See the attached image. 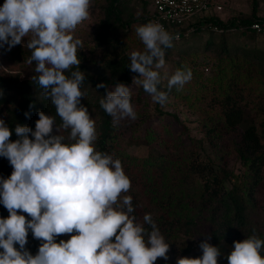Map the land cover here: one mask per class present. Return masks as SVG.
Returning a JSON list of instances; mask_svg holds the SVG:
<instances>
[{"label": "clouds", "instance_id": "1", "mask_svg": "<svg viewBox=\"0 0 264 264\" xmlns=\"http://www.w3.org/2000/svg\"><path fill=\"white\" fill-rule=\"evenodd\" d=\"M90 3L4 0L0 6V48L7 46L10 51L30 37L27 62L35 63L38 74L31 80L51 100L62 121L57 127L55 117L38 112L35 130L17 124V139L11 141L12 130L0 119V157L13 168L8 178H0V204L9 213L0 218V264H155L158 258L169 259V244L152 215L145 213L143 222H137L133 198L124 195L121 199L131 189L121 161L96 150V123L81 104L86 95L81 91L84 72L65 75L73 66L79 69L77 50L83 43L73 33L89 18ZM136 34L144 50L129 55L128 68L138 74L133 81L154 103L164 106L168 94L159 87L160 70L166 67V49L173 47L176 37L153 21L137 26ZM191 79L190 69H178L167 78V88L182 89ZM96 87L106 90L100 107L114 124L138 118L131 103L132 90L124 83L116 82L110 91L103 82ZM62 130L68 132L67 137ZM29 231L40 241L35 255L25 247ZM61 235L70 239L57 243ZM210 238L199 244L201 257L178 258L176 264H217L223 254L208 242ZM262 251L264 240L253 234L233 241L226 258L228 264H264Z\"/></svg>", "mask_w": 264, "mask_h": 264}, {"label": "trees", "instance_id": "2", "mask_svg": "<svg viewBox=\"0 0 264 264\" xmlns=\"http://www.w3.org/2000/svg\"><path fill=\"white\" fill-rule=\"evenodd\" d=\"M126 1L101 0L100 19L91 39L92 47L89 48L91 53L88 57L77 50L81 61L79 69L73 66L65 75L70 77L71 72L77 70L84 72L86 79L81 91L86 95L81 98V104L87 107L96 123V150L112 154L122 164L126 163V168L132 166V175L128 177L131 188L134 185L137 188L133 192V215L137 222H143L145 213L151 214L169 245L176 240L202 241L210 236L211 245L218 246L223 254L218 257L217 264H228L226 257L233 248V241H243L253 234L264 240V78L261 76L264 52L254 46L246 48L243 45L244 53L240 58L231 55V50L224 45L217 53L218 61L212 65L207 77L201 74L196 65L188 67L186 57L176 59L175 71L190 69L191 81L182 89L173 87L169 90L162 83L159 87L167 92L168 97L176 98L177 102L196 112L203 136L200 139L191 137L185 145L172 143L173 147L170 148L169 140L163 137L167 134L162 136L153 126L146 125L140 134L145 140L144 145L150 147L147 155H129L119 149V139L123 137L119 124H114L100 107L106 90L96 87L101 82L108 86V90L116 82L129 87L133 77H138L128 68L129 55L132 51H143L144 46L133 37L135 30L131 25L153 21L154 6L153 0H139L143 14L134 22L132 17L125 16ZM211 2L204 15L190 25L191 30L185 33L187 28L179 29L180 38L174 41L206 32L218 33L223 36V42L224 35L229 32L243 36L254 44L260 37L264 38V15L255 13V0L251 14L227 19L219 15L223 10L219 1L217 4L220 7L214 12L215 5ZM253 23H258L260 29L253 28ZM6 48H0V119L12 130L10 140L17 139L14 132L17 124L35 130L38 112L55 117V124L59 127L62 121L55 106L50 99L44 98L42 89L31 80L33 75L38 74L35 73V63L27 62L31 55L27 45H16L10 51ZM17 50L23 54L22 60L18 59ZM170 50L166 49L165 58H168ZM13 61H20L19 68H13ZM90 64H94L97 70L91 71ZM256 65L259 72L253 74L252 68ZM206 71H209L208 67ZM143 96L148 94L141 85L136 91L132 90L131 103L135 102L136 112ZM152 107L153 113L148 109L145 116L175 114L165 105L152 102ZM25 112L29 113L28 117L24 115ZM175 117L178 119V115ZM53 134H56L55 128ZM61 134L67 137L68 132L62 130ZM225 138H229V143L224 144ZM204 143L212 153L207 155V162L199 159V151L196 150H203ZM155 144L163 146L166 152H161V147ZM229 146L235 153L239 171L227 168ZM12 171L9 161L0 157V178H8ZM18 214L30 219L27 213L18 211ZM8 215L0 204V218H7ZM27 240L28 243L36 240L31 231ZM56 242L59 243L58 240ZM261 255H264V251ZM155 264H161L160 258Z\"/></svg>", "mask_w": 264, "mask_h": 264}, {"label": "rangeland", "instance_id": "3", "mask_svg": "<svg viewBox=\"0 0 264 264\" xmlns=\"http://www.w3.org/2000/svg\"><path fill=\"white\" fill-rule=\"evenodd\" d=\"M219 1V2H218ZM256 10L255 13L257 15H264V0H255ZM101 0H91L90 7H89V18L85 20L82 24L78 25L75 32L73 33L74 38H78L83 43V48H78L81 53H85L86 56L89 57L90 50L89 48L92 47V36L94 31L97 30L98 21L100 19L99 15V6ZM127 11L125 12L126 17H132L135 22V18L140 17L143 14V7L140 4L139 0H127ZM217 2L222 6V11H220L219 15L221 17L227 19L233 16H246L252 13L253 9V0H212V4L215 7L213 12L219 6ZM4 0H0V6H2ZM217 4V5H216ZM142 25V23L136 22L131 25V28L135 30L133 37L138 38L136 34L137 26ZM225 40L223 42V36H219L218 33L215 32H206L203 34H193L191 37H185L183 40L180 41H173V47H171L170 53L168 58H165L166 67L161 69V76L163 77L161 83L163 85H167V78L170 77L175 72V63L176 59L179 57L185 58L186 57V64L188 67H192V65H196L201 74L205 77L210 75V71L212 70V65L218 61L217 53L220 52L221 47L226 45L232 52L231 55L242 58V54L244 53V49L242 48L243 45L247 48L248 46H254L255 49H260L264 52V38L260 37L256 43H250L246 41L244 37L235 35L233 32H229L224 35ZM30 37H26L22 39V45H27V39ZM140 40V39H139ZM143 45V44H142ZM18 59L22 60L23 54L17 50ZM192 56L190 57V54ZM13 68H19L20 61L12 62ZM258 65L252 68V73H258ZM262 70L261 76L264 78V60L261 63ZM206 67L209 68V71H206ZM29 66H27V69ZM91 71H96V66L94 64H90ZM98 73V72H95ZM202 75V76H203ZM139 84L133 83L129 86L130 89L136 91L138 89ZM113 88V87H112ZM110 88V90H112ZM109 90V91H110ZM147 104H146V103ZM152 99L148 95L140 100L137 109V119L135 121L130 119H125L119 122V128L123 132V137L119 139V149H122L126 153L136 157H144L148 153L149 146L144 145L145 140L142 137L141 131L146 127V125H151L156 129L157 132L162 133V136L167 138L169 141L168 146L170 148L173 147L172 143H178L179 145H185L189 143V139L195 138L200 139L203 136L202 131L198 126V119L196 112L188 106H185L183 103L177 102L176 98L168 97L167 103L165 107L170 109V111H175V114H164L160 115L161 117L157 116H145L144 114L148 111L153 113L152 110ZM134 110L135 102L132 103ZM178 115V119L175 117ZM151 127V128H153ZM140 131V132H138ZM174 139L178 140L174 142ZM141 143V144H140ZM229 143V138H225L224 144ZM158 148L161 147V152H166V149L163 148L161 145L155 144ZM230 145V144H229ZM193 148V147H192ZM196 149V148H195ZM198 155L199 159L203 162H207V155H212L210 148L204 143V149L199 150ZM227 158V168H233L235 171H239V164L236 159L235 153L231 146H229V151L226 154ZM127 164H122L123 170L127 176L132 175L131 168L129 166L126 168ZM137 168V166L135 167ZM135 191L137 188H131L129 192L122 193L121 199L124 195L131 196L133 198ZM75 234V233H73ZM70 239V235H61L56 238V240H64L67 241ZM204 241V240H202ZM199 239H183V240H176L173 244L169 245V251L167 253L169 259L165 261L164 259L160 258L161 264H176L178 258L188 257V258H199L202 256V250L199 248V244L202 242ZM209 242V241H208ZM210 243V242H209ZM211 244V243H210ZM38 241H30L26 248L32 254L35 255L38 251Z\"/></svg>", "mask_w": 264, "mask_h": 264}, {"label": "built area", "instance_id": "4", "mask_svg": "<svg viewBox=\"0 0 264 264\" xmlns=\"http://www.w3.org/2000/svg\"><path fill=\"white\" fill-rule=\"evenodd\" d=\"M211 0H153L154 22H159L176 39L180 38L179 29L191 30L190 25L204 15ZM252 27L259 30L258 23Z\"/></svg>", "mask_w": 264, "mask_h": 264}]
</instances>
